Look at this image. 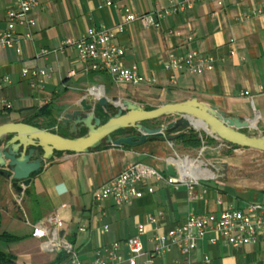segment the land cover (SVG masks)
<instances>
[{"label":"crops","instance_id":"1","mask_svg":"<svg viewBox=\"0 0 264 264\" xmlns=\"http://www.w3.org/2000/svg\"><path fill=\"white\" fill-rule=\"evenodd\" d=\"M179 1L112 0L111 7L99 9L101 0H38L32 14L35 26L16 30L21 37V55L0 46V125L31 122L62 133L59 121L63 112L74 110L88 92L101 91L99 97L93 94L95 98L124 99L144 109L196 99L228 116L250 120L251 128L245 130L249 134H264V0H223L221 4L207 0L159 20V28H146L140 22L128 24L116 39L125 52L122 65L135 67L142 77L154 80L152 85H120L107 74L86 72L79 62L72 44L87 30L121 24L125 10L150 14L157 21V13ZM12 8L13 0H0V31L5 30L6 12ZM27 33L32 35L30 40L23 38ZM44 51L47 54L40 55ZM188 52L212 57L213 70L200 76L183 71L172 79L173 74L165 69L168 54ZM23 69L44 70L47 76L31 85L21 77ZM71 71L74 74L69 76ZM244 92L249 95L243 96ZM43 107L52 109L53 115H37ZM194 131L205 138L198 150L174 147L164 136L132 147L105 142L85 154L54 155L31 177L29 196L24 195L27 188L15 193L11 183L0 176V232L22 238L0 244V250L10 252L16 264H70L65 253L45 251V239L31 235L33 226L57 214L63 223L60 237L72 246L81 262L88 263L96 250L135 236L139 224L145 229L144 249L151 251L153 235L181 224L190 214L264 205V181L256 178L243 184L226 183L212 173L225 169L247 172L250 161L264 153L235 149L208 133ZM134 135L124 132L111 139ZM134 164L150 167L164 178L170 165L195 184L188 190L149 178L140 187L144 195L128 205L93 200L94 190ZM207 172L212 177H207ZM147 188L153 193L147 194ZM31 195L36 208L29 202ZM34 209L37 219L32 221ZM150 217L157 219L156 224L148 222ZM17 222L27 227L22 235L12 233ZM4 245L18 248L10 251ZM154 264H264V226L251 244L232 248L215 233H208L189 255L173 249Z\"/></svg>","mask_w":264,"mask_h":264},{"label":"built area","instance_id":"2","mask_svg":"<svg viewBox=\"0 0 264 264\" xmlns=\"http://www.w3.org/2000/svg\"><path fill=\"white\" fill-rule=\"evenodd\" d=\"M202 1L207 0H180L177 4H172L170 8L157 13V21L152 15H139L129 10L124 11V21L111 28H91L73 42L77 58L84 66L86 72L103 73L110 76L117 84L140 86L152 85L154 80L142 77L135 67L124 68L122 62L125 52L116 43V39L121 35L126 26L132 22H140L146 28H159V20L172 15L180 14ZM221 4L223 0H211ZM99 9L112 6V0H101ZM38 7V0H13V8L6 12V28L0 31V46L4 49L21 55V37L16 33L18 27L29 29L35 26L32 18L34 10ZM25 39L32 38L31 33L24 35ZM47 53L41 52L40 55ZM234 53L231 51L230 55ZM39 55V54H38ZM214 59L210 56L200 55L197 52L185 54L170 53L165 65V69L175 75L187 72L194 76H200L204 72L214 68ZM74 74L71 71L68 75ZM47 76L44 70L23 69L21 77L30 81L43 79ZM4 80L3 83H7ZM2 88V84H0ZM95 88H91L94 90ZM243 96H248L244 92ZM149 178H154L157 182H164L169 186L178 188L185 186L192 190L195 183L184 179L180 172L176 177L164 178L158 171L140 164L127 167L119 175L111 178L104 185L94 190L92 198L95 202L112 201L117 206H124L134 199H139L144 195L141 185ZM147 194H152L153 189L147 188ZM150 224H156L157 219L150 217ZM264 226V205L249 204L244 210L227 208L221 209L215 214H190L184 222L167 230L163 234H155L150 238L152 244L151 251H146L142 242L145 233L144 225L139 224L136 228V235L123 241H115L94 252L90 262L83 263L78 255L73 251L72 246L64 241L59 232L63 229V223L57 214L48 216L43 222L32 227V237L45 239L42 247L47 252H63L70 264H154L155 260L177 250L181 255L187 256L192 253L206 234L215 233L222 240L227 242L232 248L242 247L254 242L256 235ZM82 232L83 229H80ZM103 231L107 232L108 227L104 226ZM205 263L208 259L205 258Z\"/></svg>","mask_w":264,"mask_h":264},{"label":"water","instance_id":"3","mask_svg":"<svg viewBox=\"0 0 264 264\" xmlns=\"http://www.w3.org/2000/svg\"><path fill=\"white\" fill-rule=\"evenodd\" d=\"M90 98L93 100L88 103ZM97 107L108 117L106 122L96 116ZM161 119L171 120L163 127L144 125ZM194 123H201L204 128H196ZM59 125L62 133L22 122L0 125V176L11 183L15 193L21 194L28 188L31 177L55 153L85 154L105 142L115 147H132L149 138H162L180 130H196L231 146L264 153V134L251 135L245 131L251 128L250 120L228 116L196 99L164 103L148 111L128 100L95 98L88 92L74 110L63 112ZM82 131L85 134L79 136ZM117 132H135V135L112 140L111 136ZM166 171L170 177L177 176L170 165Z\"/></svg>","mask_w":264,"mask_h":264},{"label":"trees","instance_id":"4","mask_svg":"<svg viewBox=\"0 0 264 264\" xmlns=\"http://www.w3.org/2000/svg\"><path fill=\"white\" fill-rule=\"evenodd\" d=\"M145 110H152L151 108H146ZM53 110L43 107L42 108V112H38L37 115L39 116H44V117H50L51 115H53ZM96 116H98L99 118H101L102 122H106V120L108 119L107 116L103 115L101 110L97 107L96 108ZM26 124L32 125L31 122H25ZM147 127H152V128H157L160 127L161 124L159 123V120L157 121H152L149 123H145L144 124ZM35 126V125H34ZM36 127V126H35ZM124 132H117L115 134H113L111 136V138H115L117 135L119 134H123ZM85 134V131H82L80 133L79 136H83ZM165 138L170 141L174 147L180 145L182 148L184 149H190V150H198L202 147V144L204 142L205 144V138L203 136V134H199L193 130H180L179 132L172 134V135H166ZM159 139V138H157ZM156 139V140H157ZM207 143V142H206ZM231 146V145H230ZM232 148L237 149L238 147L235 146H231ZM62 153H55L54 155H61ZM39 171L37 173H35L33 176H35L36 174H38ZM32 176V177H33ZM31 193V187L27 188L24 192L25 196H29ZM22 240V238H18L15 236H12L8 233L5 232H0V243H4V244H12V243H16L18 241ZM59 255H62V253H60ZM0 264H16L15 263V258L8 254L3 252L2 250H0Z\"/></svg>","mask_w":264,"mask_h":264},{"label":"rangeland","instance_id":"5","mask_svg":"<svg viewBox=\"0 0 264 264\" xmlns=\"http://www.w3.org/2000/svg\"><path fill=\"white\" fill-rule=\"evenodd\" d=\"M171 119H161L159 120V123L161 124L160 127L165 126ZM64 135H66V132H64ZM252 135V134H251ZM264 155V154H262ZM249 168L247 169V172L244 171H237V172H227L226 169L225 170H219V172H212L216 177H218L220 179V181L223 182H230V183H237V184H243L244 181H253L254 179L258 178L261 181H264V156L262 157H257L256 159H252V161H250L249 163ZM213 167H215V165H213ZM35 201V197L34 196H30L29 198V202L30 204H33V208L36 205H34ZM21 203V202H20ZM36 209H34V211L32 212L31 216V220H36L37 219V214H36ZM16 229H14L12 231V233L14 235H22L23 233H25L27 231V227L23 226L21 223H16L15 225ZM3 244V243H0ZM6 246L8 249H10V251L17 249L18 247H16V245H4ZM10 253V252H8Z\"/></svg>","mask_w":264,"mask_h":264},{"label":"bare ground","instance_id":"6","mask_svg":"<svg viewBox=\"0 0 264 264\" xmlns=\"http://www.w3.org/2000/svg\"><path fill=\"white\" fill-rule=\"evenodd\" d=\"M91 91H93V90H91ZM92 93V92H91ZM95 96H101L102 95V93H101V91H98V92H94L93 93ZM195 125V127L196 128H204V126L201 124V123H194ZM254 125H255V121L253 122V124H252V126L254 127ZM196 163V162H195ZM197 165V164H196ZM183 172V171H182ZM204 175V174H203ZM183 176H185V177H187L188 175H186V173H183ZM206 176L207 177H212V174H210L209 172H207L206 173Z\"/></svg>","mask_w":264,"mask_h":264}]
</instances>
